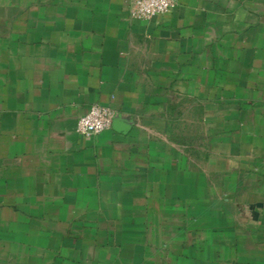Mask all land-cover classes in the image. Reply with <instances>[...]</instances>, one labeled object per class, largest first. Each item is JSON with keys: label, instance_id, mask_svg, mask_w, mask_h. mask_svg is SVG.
I'll list each match as a JSON object with an SVG mask.
<instances>
[{"label": "crops", "instance_id": "0c3cea01", "mask_svg": "<svg viewBox=\"0 0 264 264\" xmlns=\"http://www.w3.org/2000/svg\"><path fill=\"white\" fill-rule=\"evenodd\" d=\"M131 2L0 0V264H264V0Z\"/></svg>", "mask_w": 264, "mask_h": 264}, {"label": "built area", "instance_id": "2783aa9c", "mask_svg": "<svg viewBox=\"0 0 264 264\" xmlns=\"http://www.w3.org/2000/svg\"><path fill=\"white\" fill-rule=\"evenodd\" d=\"M178 0H132L130 13L136 18H150L167 12L177 5ZM113 111L106 106L92 104L82 113L76 123V132L83 137H91L108 129Z\"/></svg>", "mask_w": 264, "mask_h": 264}]
</instances>
